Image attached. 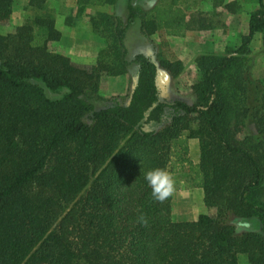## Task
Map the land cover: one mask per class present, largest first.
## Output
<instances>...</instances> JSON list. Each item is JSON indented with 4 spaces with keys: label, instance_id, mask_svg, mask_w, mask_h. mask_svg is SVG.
I'll list each match as a JSON object with an SVG mask.
<instances>
[{
    "label": "trees",
    "instance_id": "obj_1",
    "mask_svg": "<svg viewBox=\"0 0 264 264\" xmlns=\"http://www.w3.org/2000/svg\"><path fill=\"white\" fill-rule=\"evenodd\" d=\"M15 1L0 0V24L12 19ZM204 1L159 0L148 14L130 3L127 20L92 16L108 47L90 68L52 50L63 34L51 0H30L33 16L14 34L0 33V264H239L242 255L264 264V82L251 62L256 36L264 40V0H255L239 48L197 59L193 105L162 101L159 66L144 54L129 60L126 40L138 21L149 41L184 37ZM210 1L236 13L238 2ZM131 66L138 78L129 104L97 110L101 79ZM162 66L174 78L184 71L181 62ZM248 124L256 133L241 141ZM155 169L174 181L163 201L145 179ZM188 189H202L217 215L176 221L174 194Z\"/></svg>",
    "mask_w": 264,
    "mask_h": 264
},
{
    "label": "rangeland",
    "instance_id": "obj_2",
    "mask_svg": "<svg viewBox=\"0 0 264 264\" xmlns=\"http://www.w3.org/2000/svg\"><path fill=\"white\" fill-rule=\"evenodd\" d=\"M51 7L57 11L58 28L64 30L60 42L52 45V50L69 57L79 67H94L97 65L99 53L108 47L107 39L97 35L90 18L99 12L120 16L124 20L129 16V4L132 3L142 14L152 11L159 0H119L116 6L97 9H81L77 0H51ZM238 2L233 14L227 9H215L210 0L204 1L192 14L197 22L191 25V31L184 37H167L155 35L152 41L141 34V21H138L129 31L126 46L129 60L132 62L139 54L150 57L163 72L162 101L173 104L184 101L190 105L195 103L192 87L200 79L197 59L204 54L225 56L228 49H236L242 45L244 36L249 34L251 15L259 10L255 0H227V3ZM30 0H16L12 19L0 24V33L14 34L18 27L24 25L33 16L29 9ZM206 19L207 29H202L199 20ZM201 27V28H200ZM63 34V33H62ZM166 44V45H165ZM252 70L256 79L264 82V40L258 34L251 46ZM181 62L184 71L178 77H173L163 66L162 61ZM138 69L131 66L127 75L119 77L104 76L100 82V90L94 98L97 110L108 108L116 103L127 105L137 83ZM63 95L48 93L52 100H59ZM255 127L248 124L238 138L255 135ZM191 149V147H190ZM201 156L200 147L194 150V157ZM198 189L182 190L174 194L173 216L178 222L196 221L201 215H217V211L206 207L197 194ZM202 190V189H199ZM239 264H250L247 256H240Z\"/></svg>",
    "mask_w": 264,
    "mask_h": 264
},
{
    "label": "clouds",
    "instance_id": "obj_3",
    "mask_svg": "<svg viewBox=\"0 0 264 264\" xmlns=\"http://www.w3.org/2000/svg\"><path fill=\"white\" fill-rule=\"evenodd\" d=\"M145 179L152 188L153 197L159 201L165 200L173 191L174 181L165 170H151Z\"/></svg>",
    "mask_w": 264,
    "mask_h": 264
},
{
    "label": "crops",
    "instance_id": "obj_4",
    "mask_svg": "<svg viewBox=\"0 0 264 264\" xmlns=\"http://www.w3.org/2000/svg\"><path fill=\"white\" fill-rule=\"evenodd\" d=\"M57 23H58V19H57ZM57 28H58V24H57ZM62 33H63V35H64V30L61 28H58ZM190 147H191V158H192V160H193V162L195 163V164H199L200 163V161H201V156L200 157H197V158H195L194 157V150H196V155H197V150H198V148L200 147V144H199V141H197V140H191L190 141ZM197 194H198V196H200V198H201V200L205 203V194H204V191L203 190H197ZM174 201V200H173Z\"/></svg>",
    "mask_w": 264,
    "mask_h": 264
}]
</instances>
